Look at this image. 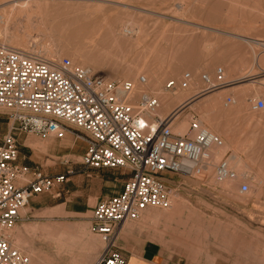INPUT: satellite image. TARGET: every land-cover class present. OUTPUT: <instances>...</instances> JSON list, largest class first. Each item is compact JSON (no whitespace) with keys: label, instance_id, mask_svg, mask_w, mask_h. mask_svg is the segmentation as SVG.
Here are the masks:
<instances>
[{"label":"rangeland","instance_id":"obj_1","mask_svg":"<svg viewBox=\"0 0 264 264\" xmlns=\"http://www.w3.org/2000/svg\"><path fill=\"white\" fill-rule=\"evenodd\" d=\"M129 1L45 0V3L48 2V5L41 4V7L43 6L41 8V14L39 15L41 19L35 14L29 20L25 15L23 17L19 16L20 22H18V18L14 19L15 22L12 19L8 22L10 25L8 24L5 29H8L6 30L8 34L16 30L17 32H11V34L14 33L15 35V33H19V37L23 36L24 38L21 37L19 39L23 38L26 46L28 44L30 45L27 46L28 48L31 47L30 49L34 48L35 50L41 51L48 49L46 46L50 49L52 48L57 56L54 62H59L61 59L66 58L72 64L77 65L71 59V51L63 49L65 41L70 43L72 51L84 52L87 50L88 41L92 38V35L96 34L97 37L96 35L95 37L99 38L98 36L101 37L105 30H107L101 24L104 19L109 23L112 22V24L113 22L123 23L131 19L136 24L141 23L144 27L147 35L145 42L138 49L127 52L126 61H123L118 55L116 58L113 57V59L111 57L106 61V65L98 67L96 72L97 70L100 72H110L114 64L116 68L113 67L112 69L121 72L125 68V62L137 63L138 59L146 53V48L150 49L152 47L156 48L157 54L154 55V63L160 67L162 72H173L172 70L179 72L175 80L166 78L162 83L164 87L169 81L179 83L178 81L181 80L182 75L186 72H192L195 79L200 81L201 75L211 71L209 73H213L211 75L214 80L215 71L221 68L223 73L226 74L224 81L228 82L227 85L231 90L224 94L216 103L217 107L226 112L220 114L215 107V112L211 115L213 118L210 119L208 125L219 132V135L214 134L222 140L223 144L225 142L228 143L230 148L232 144L236 145L237 156L243 166L245 165L244 168H246V171L244 172L246 175L241 179L242 181H239L236 190H227L230 193L223 191L222 187L216 181H211V175L214 176V168L211 170L213 173L211 172L212 174L210 176H206L203 179L200 176H169L166 184L168 185L169 198H171L170 203L173 209L170 205L172 211L170 208L164 211L162 209L152 210L156 212L153 215L156 223L152 224L151 221H148L147 224L150 229H153V232L160 236L158 237L159 240L167 245H171L176 251H180L183 258L189 264H209L214 261L220 263L226 261L227 264H264V187L260 188L261 190L257 189L259 187L254 183L255 180L253 178L254 176H261L262 174L264 177V127L261 128V125L264 126V111H253L251 109L253 102L257 100L264 102V89L252 80V75L257 74V72H264V17L261 16L264 15V0H251L252 2L250 0H131L130 4ZM180 1L182 4L178 3ZM192 2L195 3L193 4ZM230 2L233 4L230 5ZM98 3L102 7L99 11L103 13L96 10L94 14L90 15L91 17H84L82 15L83 13H78V17L74 14L72 15V11L77 7L81 9L80 12H83L85 6H91V4L98 5ZM136 3H138V6ZM234 3H237V5H234ZM145 4H148L147 8ZM163 4H165L164 7L162 6ZM1 12L0 4V15ZM182 13L184 16L182 15L181 17ZM123 15L124 17L127 15V17L124 18ZM26 19L31 24L24 22ZM39 19L42 22V26L39 25ZM53 20H59L61 23ZM16 23L22 24L17 25ZM26 24L30 27L32 26V28H27ZM51 24L53 25L51 26ZM0 27H2L1 24ZM41 27L43 30H41ZM25 28L29 31L27 33L31 31L30 35L25 32ZM203 28L206 29L203 30ZM2 29L0 28V35H2L0 36V43L5 36L4 29ZM197 35H199V38ZM209 44L211 49H209ZM36 47H39V49ZM140 49L141 51L144 50V52H141ZM92 56H95V53ZM132 58H134V61ZM191 58L192 60H190ZM168 63L169 65H167ZM188 63L189 67L186 69ZM140 76L143 77V75ZM121 79L125 81L123 78L117 80ZM201 88L204 89L205 86L203 85ZM228 98L232 100V105H224ZM235 98L236 101L241 102V108L229 112L230 109L236 106L235 103L233 104V99ZM191 113L197 119V113ZM252 124L255 126L254 138L252 136ZM173 129L172 131L175 133ZM8 131L13 136L20 135L23 138L22 141L17 140L19 148L18 162L22 166L30 170L38 167L43 174L55 176L66 170L67 165L64 162L69 161L68 165L77 174L81 172L82 168L79 165L81 154L79 153L85 143H82L83 140L80 136H75V132L70 131V137L67 133L64 135L69 137L70 141L68 142L65 141L64 137L62 140L57 141L49 139L48 141L50 143H48L50 147L44 152L32 150V146L31 148H24L23 141L28 138H33L39 142H43V140L31 134H23L12 130L8 114L0 110V142ZM220 135H223L225 139ZM230 154L231 152H228L226 157ZM47 163H51V166H46ZM102 173L104 177L103 183L105 185H101V191L111 190L116 194L122 190L129 176L127 172L119 169L104 170ZM255 173L259 174L257 175ZM69 184L62 191L60 189H62L63 185L59 187V190H52L49 193L38 196V198L42 199L41 206H39L41 208L33 209L30 205L27 206L26 212L23 213L24 210L21 212L20 221L13 226L14 229L11 228L9 230L10 233L12 231V237L9 238V241L10 243L12 242L11 246L14 249L22 252L27 258H29L31 252L40 258L41 255L46 258L44 259L42 256L39 262V258L36 257L38 260L36 258L34 260L31 259L30 264H95L104 248V243L100 237L93 232L90 221L92 208L96 204L92 196L98 192L99 186L91 187L86 185L83 187L84 193L81 194L79 187ZM243 184L248 186L249 191L244 195H240L237 189ZM250 185L252 186L250 187ZM57 193H60L58 197H56ZM174 200L175 203H173ZM176 203L179 204L177 205L178 207ZM181 206L183 207L182 209L179 208ZM190 207L192 210L193 208L196 210H193V212ZM177 208L181 210H176ZM184 209L188 210L186 211L188 212L187 214L185 211H182ZM196 212L199 213L196 214ZM165 214L168 215V218ZM158 216L160 217L158 218ZM199 217L203 219H199ZM138 220L127 223L133 224L134 222H138ZM80 227L82 228V232L79 231ZM26 228L30 230L26 232ZM32 229L35 230L32 231ZM38 230L43 233H36ZM59 230H63L62 232L66 231V237L64 236L62 240L67 241L66 243H69V245L71 244L70 246L68 244L66 245L68 248L62 247L64 250H61V253H57L59 250V247H57L59 241L57 240L60 238L59 234L62 233ZM89 233L96 239L95 241L92 242L93 239L91 240V237L89 238ZM13 235L18 240L20 238V240L15 242ZM48 236L49 238L51 236L53 239L50 238L48 240ZM55 237L57 238L56 240ZM121 239L122 236H120L119 241ZM22 240H24V243ZM49 242L53 244L49 246ZM119 245L117 242L116 247L118 248ZM33 249L36 252L38 251L39 254ZM259 256L262 257L260 258Z\"/></svg>","mask_w":264,"mask_h":264},{"label":"built area","instance_id":"obj_2","mask_svg":"<svg viewBox=\"0 0 264 264\" xmlns=\"http://www.w3.org/2000/svg\"><path fill=\"white\" fill-rule=\"evenodd\" d=\"M200 77L205 85L200 94L227 85L221 68L212 82L205 74ZM191 79L186 72L179 83L167 82L165 89L186 90ZM133 89L129 81L107 80L69 59L49 61L32 50L0 44V110L8 114L11 129L43 141L62 140L67 132H75L86 145L80 173L119 169L129 174L119 193L92 208V230L104 243L95 264H125L116 247L122 225L137 221L148 209L170 208L168 177L199 176L210 165L211 152L223 146L194 116L183 135L173 133L171 125L182 112L180 107L149 122L147 117L157 111L159 101L141 94L132 102ZM228 104H232L229 98ZM251 109L264 110V102H253ZM225 157L214 165L218 181L236 177ZM17 160L18 143L8 131L0 142V264H30L27 256L11 246L6 231L20 221L32 198L55 190L77 174L69 161L64 162L63 173L48 176L38 167L30 170L18 165ZM238 191L246 194L249 189L243 184Z\"/></svg>","mask_w":264,"mask_h":264},{"label":"bare ground","instance_id":"obj_3","mask_svg":"<svg viewBox=\"0 0 264 264\" xmlns=\"http://www.w3.org/2000/svg\"><path fill=\"white\" fill-rule=\"evenodd\" d=\"M43 1V2H42ZM55 1V0H54ZM58 1V0H57ZM66 1V0H64ZM70 1H80V0H70ZM101 1V0H99ZM131 1V0H130ZM129 1V4L131 3ZM232 1V0H231ZM68 2V1H67ZM82 2V1H81ZM85 2V1H83ZM91 2V1H89ZM97 2V1H96ZM121 2V1H120ZM133 2V1H132ZM187 2V1H186ZM250 2H252L250 0ZM48 3V2H47ZM47 3H45V0H0V4H1V9H2V12H1V15H0V24L2 27L0 28H3L4 29V33H5V36L3 38V40L1 41V45H6V46H10V47H13V48H20V49H28V50H32V51H35L37 54H39L41 57H43L44 59L46 60H49V61H54L55 58L57 57L56 56V52L54 50H52V48L50 49L49 47L46 46V48L48 49H43L41 51L39 50H35L34 48L30 49L28 48L27 46H30L28 43V45L26 46V43L24 42V37L22 39H19L21 37H19V33H14L11 34V32H15L16 30L14 31H11L9 30V34L6 32V30L8 29H5L7 27V25L9 24L8 22L11 21H14V19L18 18L19 16L23 17L24 15L26 16V18L29 20L31 19V17H33V15H37V17H40L41 19V16H39L41 14V4H46V6L48 5ZM110 3V2H109ZM145 3V2H144ZM178 3H181L178 2ZM193 3V2H192ZM195 3V2H194ZM193 3V4H194ZM85 4V3H84ZM103 4V3H101ZM108 4V3H107ZM137 6H138V3H136ZM182 4V3H181ZM233 4L230 2V5ZM254 4V2H253ZM66 5V4H65ZM113 5V4H112ZM127 5V3H126ZM125 5V6H126ZM135 5V4H134ZM142 5V4H141ZM146 5V8H147V5L148 4H145ZM165 4H163L162 6L164 7ZM176 5V4H174ZM173 5V6H174ZM234 5H237V3ZM233 5V6H234ZM45 6V7H46ZM114 6V5H113ZM116 6V5H115ZM140 6V5H139ZM168 6V5H167ZM232 6V7H233ZM242 6V5H241ZM257 6V5H256ZM44 7V8H45ZM51 7V6H50ZM53 7V6H52ZM149 7V6H148ZM159 7V6H158ZM161 7V5H160ZM177 7V6H176ZM181 7V6H180ZM190 7V6H189ZM188 7V9H189ZM237 7V6H236ZM235 7V8H236ZM240 7V6H239ZM258 7V6H257ZM256 7V8H257ZM7 8V9H5ZM101 5H92L91 6H85V10L83 12H80L81 9H79L78 7L76 9H74L72 11V15L74 14L76 17H78V13H83L82 15L84 17H88L92 14H94L97 11H99V9L101 10ZM128 8V7H126ZM131 8V7H130ZM142 8V7H141ZM229 8V7H228ZM241 8V7H240ZM243 8V7H242ZM47 10V8H45ZM120 9V8H119ZM122 9V8H121ZM134 9V8H133ZM187 9V10H188ZM260 9V8H259ZM44 10V9H43ZM65 10V9H64ZM118 10V9H117ZM139 10V9H138ZM156 10V9H155ZM245 10V9H243ZM261 10V9H260ZM50 11V10H49ZM105 11V10H104ZM129 11V10H128ZM132 11V10H131ZM134 11V10H133ZM257 11V10H256ZM259 11V10H258ZM262 11V10H261ZM38 12H40L38 14ZM45 12V11H44ZM100 13H103L101 11H99ZM112 12V11H111ZM264 12V11H263ZM47 13V12H46ZM186 13V11H185ZM258 13V12H257ZM50 14V13H49ZM77 14V15H76ZM141 14V12H140ZM34 15V16H35ZM46 16V14H44ZM102 15V14H101ZM183 13L181 14V17H182ZM249 15V13H248ZM247 15V16H248ZM261 15V14H259ZM68 17V15H66ZM116 16V15H115ZM132 16V15H130ZM184 16V15H183ZM255 16V15H254ZM264 17V15H261ZM260 16V18H261ZM44 17V16H42ZM91 17V16H90ZM124 17V15H123ZM125 17H127V15H125ZM124 17V18H125ZM230 17L233 18V16L230 15ZM236 17V16H235ZM47 18H48V14H47ZM97 18V17H96ZM105 18V17H104ZM132 18V17H131ZM26 19V23H30L31 22H27L28 20ZM39 19V21H40ZM51 19V17H50ZM68 19V18H67ZM77 19V18H76ZM101 19V18H100ZM103 19V17H102ZM108 19V18H107ZM191 19V18H190ZM235 19V18H234ZM238 19H239V16H238ZM25 20V19H24ZM57 20V19H56ZM94 20V19H92ZM106 19H104V21H102L101 24H103V27H105L107 30H105V32L100 36H98L99 38H96L97 35L94 34L92 35V38L88 41V46H87V50L84 51V52H78V51H72L71 49V46H70V43L68 41H65L64 42V45H63V49H67L70 52V56H71V59L74 61L73 63H77V65H80L81 67L85 68V69H88L90 72L92 73H95L97 75H100V76H103L105 77L107 80H111V81H121V80H117V79H120V78H123L125 79V81H129L131 82L133 85H134V89H133V93L131 95V101L132 102H136L138 97H140L141 94H147V95H151L153 96L154 98H156L158 101H159V108L157 109V111L153 114V116H148L147 117V120L150 122L151 120H153V117H156V118H159V119H163L165 116H167L168 114H170L171 112L177 110L179 107L181 108V111L179 114H177L172 122V125H171V129L174 128V132L175 134L177 135H183L187 128H188V124H189V121H191L192 119V113L191 112H196L198 117H197V122L198 124H200V126L206 128L207 130H209L210 132H212L213 134L216 133L219 135V132H217V130L213 127H210L208 124H209V121L210 119H212L213 117L211 116L215 111V107L218 109L217 112H219L220 114L222 113H225L226 111L217 107V101L224 95L226 94L229 90H231L230 87H228V85H226L225 87L221 88L220 90L216 91V92H212V93H209V94H200L202 91H203V85L204 83L201 81V77H200V81L195 79L194 75L191 73V76H192V79L189 83V87L188 89L186 90H181L179 88H177L176 90L174 91H166L165 90V87L163 86V81L166 79V78H172L175 80V77L179 74V72H175V70H172L173 72H162L160 70V67H158L155 63H154V55H157L156 54V48L155 47H152V48H146V47H143V48H146L147 50H145V54L143 56H141L140 59H138V62L137 63H127L125 62V68L123 71L121 72H117L116 70L112 69L114 67V65L111 67V71L110 72H100L99 70H97L96 72V69L98 67H101V66H104L106 65V61H108L109 58L113 57L116 58L117 55L121 57V59L123 61H126V54L127 52H130L132 51L133 49H138L144 42H145V39L147 37L146 35V31L144 29V27L140 24H136L135 22H133L131 19L128 20V21H125L123 23H117V22H107L105 21ZM193 20V19H192ZM38 21V20H37ZM36 21V22H37ZM38 21V22H39ZM55 21V20H53ZM59 21V20H58ZM58 21H55V22H58ZM194 21V20H193ZM240 21V20H239ZM244 21V20H243ZM15 22V21H14ZM18 22L19 21V18H18ZM157 22V21H156ZM242 22V21H241ZM54 23V22H53ZM59 23H61L59 21ZM243 23V22H242ZM248 23H251V22H248ZM247 23V24H248ZM17 24V23H16ZM15 24V25H16ZM19 25H21L20 23H18ZM17 24V25H18ZM33 24V22H32ZM42 22L40 21V26ZM44 24V23H43ZM10 25V24H9ZM13 25V24H12ZM35 25V24H33ZM39 25H38V28H39ZM53 24H51L52 26ZM27 28H32V26L30 27L28 24H26ZM25 26V27H26ZM29 26V27H28ZM50 26V27H51ZM237 26V25H236ZM240 26V25H239ZM250 26V25H249ZM248 26V28H249ZM259 26V24H258ZM44 27V26H43ZM49 27V28H50ZM201 27V25H200ZM203 27V26H202ZM252 27V26H251ZM37 28V27H36ZM35 28V29H36ZM42 28V27H41ZM53 28V27H52ZM206 28H208L206 26ZM206 28H203L206 29ZM247 28V30H249ZM255 28V27H254ZM2 29V30H3ZM26 29V28H25ZM24 29V30H25ZM45 29V28H44ZM55 29V28H54ZM57 29V28H56ZM198 29H200L198 27ZM28 29H26V33L29 32L27 31ZM40 30V28H39ZM43 30V28L41 29ZM50 30V29H49ZM180 30V29H179ZM201 30V31H203ZM1 31V30H0ZM58 31V30H57ZM188 31V30H187ZM191 31V30H190ZM200 31V30H199ZM198 31V32H199ZM206 31V30H205ZM212 31V30H211ZM241 31V29H240ZM17 32V31H16ZM25 32H22V33H25ZM56 32V31H55ZM209 32V31H208ZM31 33V31H30ZM30 33H27L30 35ZM48 33V32H47ZM83 33V32H82ZM99 33H101L99 31ZM98 33V35H99ZM178 33V32H177ZM183 33V32H182ZM212 33V32H211ZM214 33V32H213ZM235 33V32H234ZM249 33V31H248ZM17 34V35H16ZM26 34V36H27ZM200 34V33H199ZM49 35V34H48ZM59 35V34H58ZM61 35V34H60ZM96 35V37H95ZM230 35V34H228ZM2 36V35H0ZM18 36V37H17ZM25 36V35H24ZM199 35H197L198 37ZM51 37V36H49ZM191 37V36H190ZM229 37V36H228ZM199 38V37H198ZM235 38V37H234ZM26 39V38H25ZM29 39V38H28ZM27 40V39H26ZM50 40V39H49ZM59 40V39H58ZM188 40V39H187ZM190 40V39H189ZM199 40V39H198ZM203 40V39H202ZM29 41V40H28ZM35 41V40H34ZM48 41V40H47ZM52 41V40H50ZM206 41V40H205ZM49 42V41H48ZM85 42H87L85 40ZM53 43V42H52ZM205 43V42H204ZM55 44V43H53ZM208 44V43H207ZM207 44H205L207 46ZM252 44V43H251ZM254 44V43H253ZM61 45V43H60ZM204 45V46H205ZM32 46V45H31ZM39 46V45H38ZM33 47V46H32ZM41 47V46H40ZM51 47V46H50ZM39 49V47H36ZM42 49V48H41ZM84 49V47H83ZM203 49V48H202ZM209 49L210 48V44H209ZM219 49V48H218ZM204 50V49H203ZM141 51V49H140ZM205 51V50H204ZM208 51V50H207ZM141 52H144L141 51ZM95 53V56H92V54ZM137 53V52H136ZM133 55V54H132ZM135 55V53H134ZM129 56V55H128ZM139 57V56H138ZM137 57V58H138ZM134 58H132L133 60ZM115 60V59H114ZM120 60V59H119ZM192 60V58L190 59ZM110 61V60H109ZM117 61V59H116ZM121 61V62H123ZM134 61V60H133ZM132 61V62H133ZM157 61V60H156ZM124 63V62H123ZM191 63V62H190ZM264 63V62H263ZM201 64V63H200ZM122 65V64H121ZM169 65V63L167 64ZM187 65V64H186ZM162 66V65H161ZM189 67V63H188V66H186V69ZM191 67V65H190ZM103 68V67H102ZM116 68V66L114 67ZM163 68V67H161ZM168 68V67H167ZM199 68V67H198ZM183 69V68H182ZM192 69V68H190ZM118 70V69H117ZM181 70V68H180ZM178 70V71H180ZM99 71V72H98ZM211 71H208V73L205 75L209 77L210 81L212 82L213 81V76L211 74L213 73H209ZM196 73H197V69H196ZM140 75H143V79H144V82H141L140 78L141 76ZM224 77H226V74H224ZM127 79V80H126ZM124 81V80H122ZM178 81V80H177ZM179 82V81H178ZM226 84H228V82H225ZM205 86V85H204ZM231 95V94H230ZM242 101V100H241ZM237 102V103H236ZM236 104L235 107H233L232 109H230L229 112L231 111H235V110H238L241 108V102L239 101H236V98L233 99V104ZM225 105V104H224ZM232 105V104H231ZM231 107V106H230ZM213 108V109H212ZM168 112V113H167ZM191 114H190V113ZM211 116V118H210ZM154 124V123H153ZM173 132V131H172ZM227 133V132H226ZM225 135V134H224ZM227 135V134H226ZM221 136V135H220ZM222 138L225 139V137H223V135L221 136ZM65 138V141L68 142L70 141L69 137L68 136H64ZM25 142V146L28 147V148H31L32 146V150H39V151H46L49 147H50V142L48 140H45L43 142H39L33 138H28ZM49 142V143H48ZM236 145L235 144H232V147L230 148V146L228 145V143H224L223 146L219 149H214L212 152H211V163L208 167H206L204 170H203V173L200 174L199 176L203 179L205 178L206 176H210L213 172L211 171L212 168H214V165L219 161L221 160L224 156H227V153L228 152H231V154L228 156L227 158V163L229 165V168L231 170H233L235 172V179L233 180H224V181H218L216 178H215V175L212 176V179L211 181H216L221 187H222V190L223 191H227V190H233L237 188V185L239 183V181H242L241 179H243L246 175V173L244 171H246V168H244L242 162L239 160V158L237 157V151H236ZM68 158V157H67ZM49 162V161H48ZM46 166H51V163H47ZM248 169V168H247ZM250 171V170H249ZM212 172V173H211ZM260 173V172H259ZM259 173H255V174H259ZM248 177V176H246ZM255 182L259 187L257 189H260L262 187H264V177H263V174L261 176H254L253 177ZM247 179V178H246ZM252 185H250L251 187ZM254 186V185H253ZM253 188V187H252ZM256 189V190H257ZM238 190V189H237ZM261 190V189H260ZM259 190V191H260ZM258 191V190H257ZM228 192V191H227ZM226 192V193H227ZM235 192V191H234ZM237 192V191H236ZM239 192V191H238ZM253 192V191H251ZM230 193V192H228ZM232 193V191H231ZM172 194V193H171ZM238 194V193H237ZM236 194V195H237ZM240 194V193H239ZM250 194V193H249ZM256 194V193H255ZM260 194V193H258ZM227 195V194H226ZM232 195V194H231ZM241 195V194H240ZM244 195V194H243ZM171 197V196H170ZM234 197V196H233ZM237 197V196H236ZM171 199V198H170ZM176 200V198H174ZM175 200L173 203H175ZM172 201V200H171ZM178 203V202H177ZM176 203V206L179 205ZM184 204V203H183ZM186 204V203H185ZM187 205V204H186ZM172 207V205H171ZM178 207V206H177ZM179 208H183L182 206L179 207ZM191 208V207H190ZM171 209V208H170ZM170 209H169V212H170ZM173 209V207H172ZM171 209V211H172ZM181 209H176V210H181ZM26 208L24 209L23 213H25L26 211ZM55 210V209H54ZM168 210V209H166ZM175 210V211H176ZM192 210V208H191ZM194 210V208H193ZM192 210V211H193ZM196 210V209H195ZM194 210V211H195ZM53 211V210H51ZM164 211V210H163ZM174 211V210H173ZM182 211H188V210H182ZM193 211V212H194ZM55 212V211H54ZM152 212H155V211H152ZM168 212V213H169ZM181 212V211H180ZM160 213H161V210H160ZM172 213V212H171ZM188 212H186L187 214ZM199 213V212H198ZM196 212V214H198ZM153 214L154 213H150L149 211H145V216L143 215V217H140L141 218V222H147V221H151L152 224L156 223V220L153 218ZM170 214V213H169ZM173 214V213H172ZM185 214V215H186ZM167 214H165L166 216ZM174 215V214H173ZM192 215V214H190ZM194 215V214H193ZM170 216V215H169ZM172 216V215H171ZM181 216V215H180ZM198 216V215H197ZM160 216H158L159 218ZM175 217H176V214H175ZM187 217V216H186ZM189 217V216H188ZM193 217V216H192ZM196 217V216H195ZM194 217V218H195ZM142 218H143V221H142ZM167 218H168V215H167ZM185 218V217H184ZM201 217H199L200 219ZM163 219V218H162ZM170 219V218H169ZM203 219V218H201ZM168 220V219H166ZM185 220V219H184ZM187 220V219H186ZM198 220V219H197ZM180 221V219H179ZM213 221V220H212ZM211 221V222H212ZM169 222V221H168ZM209 222V220H208ZM138 222H134L133 224L130 223V225H134V224H137ZM215 223V222H214ZM140 224V223H138ZM150 224V223H149ZM216 224V223H215ZM214 224V225H215ZM219 224V223H218ZM126 225H128V223H124L122 225V227H126ZM193 225V224H192ZM221 225V224H220ZM83 226V225H82ZM140 226H143V225H140ZM147 226V225H145ZM16 227V226H15ZM24 227V226H23ZM28 227V226H27ZM224 227V226H222ZM25 228V227H24ZM30 228V226H29ZM135 228H139V227H135ZM141 228V227H140ZM145 228V227H144ZM196 228V227H195ZM14 229V228H13ZM31 229V228H30ZM28 229V230H30ZM36 229V228H35ZM34 229V230H35ZM81 227H80V230L81 231ZM224 229V228H223ZM25 230V229H24ZM27 228H26V232L28 231ZM32 229V231H34ZM66 230V229H65ZM141 230V229H140ZM16 231V230H15ZM60 232H62L63 230H59ZM126 231V230H125ZM14 232V230H13ZM40 232L39 230L36 232L38 233ZM59 232V233H60ZM66 232V231H65ZM65 232H62L60 235V238H58L57 241H59V244L57 247H59V250L57 253H61V250H64L62 247H67L66 245L69 243H66L67 241H64L62 240V238L64 239V236H65ZM82 232V231H81ZM84 232H85V229H84ZM16 233H19V232H16ZM40 233H43V232H40ZM88 233V232H86ZM85 233V234H86ZM123 233V232H122ZM6 234L9 238L12 237V231L11 233L8 231H6ZM31 234V233H30ZM33 234V233H32ZM46 234V233H45ZM56 234H58L56 232ZM120 234V232H119ZM37 235V234H36ZM55 235V234H54ZM52 235V236H54ZM67 235V234H66ZM44 236V235H43ZM47 236V234H46ZM57 236V235H55ZM58 237V236H57ZM66 237V236H65ZM91 237V238H90ZM51 239H53L51 236H50ZM49 236H48V240L50 239ZM70 238V237H69ZM68 238V239H69ZM83 238V237H82ZM85 238V237H84ZM89 238L93 241H95L96 239L93 238V236L90 235L89 233ZM13 239L15 240V242L18 240V238L13 235ZM12 239V240H13ZM47 239V238H46ZM57 238L55 237V240ZM67 239V240H68ZM11 240V239H10ZM20 240V238H19ZM18 240V241H19ZM17 241V242H18ZM24 240H22L23 242ZM75 241V240H74ZM74 241H72V243H74ZM88 241V240H87ZM52 242H56V241H52ZM63 242V243H62ZM89 242V241H88ZM12 243V242H11ZM21 243V242H20ZM24 243V242H23ZM26 243V242H25ZM97 243V242H96ZM100 243V242H99ZM15 244V243H14ZM53 243L50 244L49 242V246L52 245ZM56 244V243H55ZM18 245V244H17ZM16 245V246H17ZM25 245V244H24ZM73 245V244H72ZM54 246V245H53ZM92 246V245H91ZM96 246V245H95ZM94 246V247H95ZM257 246V245H255ZM19 248V247H18ZM68 248V247H67ZM71 248V247H70ZM69 248V249H70ZM91 248V247H89ZM68 249V250H69ZM73 249V248H72ZM34 250V249H33ZM257 250V249H256ZM32 251V250H31ZM35 251V250H34ZM67 251V250H66ZM65 251V252H66ZM71 251V250H70ZM259 251V249H258ZM36 252V251H35ZM34 252V253H35ZM42 252V251H41ZM72 252V251H71ZM37 254L38 251L36 252ZM263 253V251H262ZM43 254V253H42ZM256 254V253H255ZM60 255V254H59ZM40 256V255H39ZM43 255H41V258H42ZM264 256V254H263ZM36 257H38V255H34L32 252L29 254V260H34ZM45 256H43L44 258ZM69 257V256H68ZM260 257V256H259ZM262 257V256H261ZM260 257V258H261ZM39 258V262L41 260L40 257ZM46 259V258H44ZM48 259V258H47ZM36 260H38L36 258ZM31 262V261H30Z\"/></svg>","mask_w":264,"mask_h":264},{"label":"crops","instance_id":"obj_4","mask_svg":"<svg viewBox=\"0 0 264 264\" xmlns=\"http://www.w3.org/2000/svg\"><path fill=\"white\" fill-rule=\"evenodd\" d=\"M252 80L264 89V72H257V74L252 75ZM264 111V110H262ZM254 125L252 124V136L254 138ZM264 126L261 125V128ZM67 135L70 137V133L67 132ZM16 140L22 141V137L20 135H15ZM27 140V139H26ZM24 140V141H26ZM54 140V139H52ZM23 141V147L26 148L24 145L25 142ZM57 141V140H55ZM82 143H84L82 141ZM243 143V142H242ZM238 147V146H237ZM86 145L83 144L82 150L79 154H83ZM238 157V156H237ZM18 160H19V148H18ZM17 160V164L21 165ZM22 166V165H21ZM104 170H91L87 173H78L74 177L70 178V182L63 184L62 189L64 190L67 186L73 185L79 187L81 190V194H83V187L88 185L91 187L99 186V190L95 195L91 198L95 201V203L104 200L106 198H110L114 196L116 193L113 191H101V185H105L103 183V173ZM29 178V177H27ZM61 187V186H60ZM59 190V187L55 190ZM42 199L35 197L32 198L28 204L33 209H40ZM64 205V204H63ZM155 209H148L150 213L156 214V212H152ZM145 214V212L143 213ZM142 214V215H143ZM145 216V215H144ZM142 217V216H141ZM143 221V218H142ZM140 223V224H138ZM137 224L134 225H126V227H122L120 229V234H118L117 242L120 244L118 246V251L124 257L125 264H189V262L183 258L180 251H176L171 245H167L159 240L160 237L157 233L153 232V229H150L148 226V221L145 223L144 221L141 222V218L138 220ZM143 225V226H140ZM147 225V226H145ZM139 227V228H135ZM141 227V228H140ZM145 227V228H144ZM141 229V230H140ZM126 230V231H125ZM123 232V233H122ZM120 236L122 239L119 241ZM209 264H227L226 261L220 263L217 261L210 262Z\"/></svg>","mask_w":264,"mask_h":264}]
</instances>
